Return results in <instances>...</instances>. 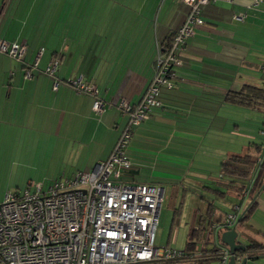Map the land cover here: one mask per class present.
Wrapping results in <instances>:
<instances>
[{
  "label": "crops",
  "instance_id": "obj_1",
  "mask_svg": "<svg viewBox=\"0 0 264 264\" xmlns=\"http://www.w3.org/2000/svg\"><path fill=\"white\" fill-rule=\"evenodd\" d=\"M188 13L182 0H0V41L26 47L23 60L0 53V188L19 168L70 179L106 162L128 122L117 103L142 100L159 49ZM202 18L181 53L183 64L173 69L174 87L160 89L162 107L134 131L127 149L132 168L125 174L163 187L165 199V186L171 187L170 200L184 182L203 178L200 187L211 194L200 197L189 232L202 216L211 212L221 224L241 206L224 165L264 153V99L253 106L227 100L250 89L264 93V39L258 36L264 35V0L219 1L206 6ZM55 58L51 77L46 69ZM79 78L98 87L102 113L94 111L91 95L74 88ZM258 158L246 185L258 179ZM216 174L215 188L209 187ZM229 196L232 205L221 203ZM253 201L243 244L264 241V188L243 203V216ZM179 214L176 209L174 223ZM245 257L238 253L237 262ZM246 264H264V258Z\"/></svg>",
  "mask_w": 264,
  "mask_h": 264
},
{
  "label": "built area",
  "instance_id": "obj_2",
  "mask_svg": "<svg viewBox=\"0 0 264 264\" xmlns=\"http://www.w3.org/2000/svg\"><path fill=\"white\" fill-rule=\"evenodd\" d=\"M189 8L185 23L172 36L167 48L159 49L154 76L137 105L122 99L117 108L128 122L106 161L91 172H77L70 179L58 180L46 191L37 186L34 193H7L0 203V264H197L215 260L228 264L229 250L220 234L238 224L243 203L251 198L254 180L241 193L242 204L213 224L210 236L216 252L192 254L156 246L165 189L157 185L128 183L121 180L131 169L127 156L135 129L148 120L154 109L162 107L160 89L174 87L173 69L183 64L181 53L197 28L204 25L202 10L219 1L182 0ZM0 53L23 60L26 47L0 41ZM59 59L55 58L46 74L55 77ZM27 76H31L27 72ZM79 93L91 95L93 109L102 113L105 103L97 86L82 78L72 82ZM58 86L57 80L54 89ZM264 136V131L262 132ZM264 153L258 158L259 169Z\"/></svg>",
  "mask_w": 264,
  "mask_h": 264
},
{
  "label": "rangeland",
  "instance_id": "obj_3",
  "mask_svg": "<svg viewBox=\"0 0 264 264\" xmlns=\"http://www.w3.org/2000/svg\"><path fill=\"white\" fill-rule=\"evenodd\" d=\"M258 36L259 39H264V35L262 36L260 35V33H258ZM175 175L170 177H179V181H183L185 179V175ZM67 176V174H60L58 176L46 175L44 172H41L40 169H34V171L32 172L30 170L28 172H25L24 170H21L19 168L17 169L16 176H14L10 181L8 180V182L3 184V186L0 188V203H2L4 196L8 191L20 192L24 194L27 190H29L31 193H34L37 189V186L39 185H42L43 190L46 191L60 178H62V180H65ZM211 178L212 179L208 186L215 188L214 184L215 181L219 179L218 175H213ZM121 180L128 183L139 184V182L133 181V178H128L126 176L122 177ZM202 181L203 178H199V180L194 182V184L184 182L183 186L179 188V193L176 198L175 194L173 193L174 197L172 198V200H170L172 193L171 187L165 186L166 199L162 204V211L160 214L159 227L156 236L157 247H167L168 249L174 251L185 250L193 210L195 209V207L198 208L202 204V200L200 199L201 196H209L211 194L207 193L200 187L202 186ZM221 201V203H225L226 206H230L232 205L234 198H231L229 196L227 198H223ZM176 209L179 210L180 214L177 217L179 221L174 223L173 214ZM238 230L240 232L243 231L242 228H238ZM240 239L241 241L244 240L243 238Z\"/></svg>",
  "mask_w": 264,
  "mask_h": 264
},
{
  "label": "trees",
  "instance_id": "obj_4",
  "mask_svg": "<svg viewBox=\"0 0 264 264\" xmlns=\"http://www.w3.org/2000/svg\"><path fill=\"white\" fill-rule=\"evenodd\" d=\"M171 40V39H170ZM170 41L164 48L169 46ZM264 99V93L261 92L260 89L257 90H247L246 92L230 94L227 98L228 101L235 104H240L243 106H253L256 102H259ZM262 102V101H261ZM258 104V103H257ZM261 151V150H260ZM260 155V152L255 156H244L238 157L235 159H230L224 165V175L230 178L231 184L237 183L239 194H241L244 190L247 180L250 178L252 172L256 167V161ZM238 181V182H237ZM264 188V164L261 166L259 170L258 179L255 181L253 185V189L251 192V200H253L254 196L258 194L260 190ZM256 202L253 201L250 207L247 209L246 214L242 217L238 228H243L246 225V222L249 220L251 214L253 213ZM211 212L208 213V216H202L196 223L192 225L190 232L187 236V244L185 248L186 253H194L197 251H207V252H216V244L212 236H210V230L215 222L212 218H210ZM245 246L244 252H238L239 255H245L248 259H255L260 254H264V241L259 240H250L248 244H243ZM215 260H208L199 262L197 264H215Z\"/></svg>",
  "mask_w": 264,
  "mask_h": 264
},
{
  "label": "water",
  "instance_id": "obj_5",
  "mask_svg": "<svg viewBox=\"0 0 264 264\" xmlns=\"http://www.w3.org/2000/svg\"><path fill=\"white\" fill-rule=\"evenodd\" d=\"M243 215L238 219L237 226L222 231L220 234V240L222 244L229 250L230 253V260L228 264H246L248 262V258H244L240 263L237 262V255L238 252H244L245 246L241 242V232L238 230V225L242 219ZM257 258H264V256H259Z\"/></svg>",
  "mask_w": 264,
  "mask_h": 264
},
{
  "label": "bare ground",
  "instance_id": "obj_6",
  "mask_svg": "<svg viewBox=\"0 0 264 264\" xmlns=\"http://www.w3.org/2000/svg\"><path fill=\"white\" fill-rule=\"evenodd\" d=\"M132 168V167H131ZM61 179V178H60ZM132 181V180H131Z\"/></svg>",
  "mask_w": 264,
  "mask_h": 264
}]
</instances>
